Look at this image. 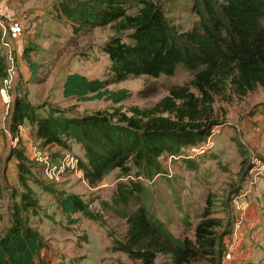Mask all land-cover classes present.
I'll return each mask as SVG.
<instances>
[{
	"label": "rangeland",
	"instance_id": "obj_1",
	"mask_svg": "<svg viewBox=\"0 0 264 264\" xmlns=\"http://www.w3.org/2000/svg\"><path fill=\"white\" fill-rule=\"evenodd\" d=\"M59 1L0 0L1 21L23 20L32 41H26L25 57H16L15 49L13 54L23 77L31 80L29 85L17 83L16 93L22 99L14 97L7 109L0 94V234L10 223L12 204L28 192L38 202L30 215L31 223L47 244L45 256L51 264H142L125 252L115 251V240H126L128 224L102 203L112 199L118 181L127 177L118 179V173L112 172L92 184L79 166L85 152L77 143L73 142L70 149L59 144L43 145L33 131L32 119L26 117L29 127L23 128L13 125V118L16 110L22 112L18 107L21 104H27L31 112L59 116L115 109L129 112L135 106L151 108L173 90L189 86L195 73L180 64L174 75H141L113 81L103 46L116 35L115 27L109 24L75 33L69 21L57 18ZM157 2L179 30L200 24L196 13L189 10L194 0ZM129 34H122L124 41H130ZM0 49L3 52L1 45ZM72 72L107 80L109 90L124 88L131 95L117 104L105 98L83 101L66 97L64 82ZM2 85L0 82V89ZM191 90L199 94L195 88ZM211 95L214 124L210 135L200 147L187 150L192 163L169 156L163 159L167 175H157L147 182L149 203L176 236L193 237V229L187 228L182 219L189 211L196 224L210 195L212 216L224 222L221 231L227 225L233 230L226 246L232 243L234 229L241 225L236 264H264V85L244 95L228 79L220 92L214 90ZM198 153L205 155L202 158ZM208 156L212 158L206 159ZM202 173L206 175L201 177ZM70 194L86 201L99 219L82 213L67 215L61 200ZM139 204L133 201L126 212ZM167 260L159 255L156 262Z\"/></svg>",
	"mask_w": 264,
	"mask_h": 264
},
{
	"label": "trees",
	"instance_id": "obj_2",
	"mask_svg": "<svg viewBox=\"0 0 264 264\" xmlns=\"http://www.w3.org/2000/svg\"><path fill=\"white\" fill-rule=\"evenodd\" d=\"M130 9L137 11L130 13ZM189 10L196 13L200 24L181 31L157 0H60L57 18L69 21L75 33L89 27H115L116 35L103 46L113 81L174 75L180 64L195 77L189 86L173 90L151 108L59 116L31 112L27 104H21L22 112L16 110L13 118V125L19 127L26 117L32 119L33 131L43 145L70 149L77 143L85 152L79 166L92 184L112 172L118 173V179L127 177L118 181L112 199L102 203L128 224L126 240L116 239L115 251L142 264H158L159 255L169 259L159 264H223L226 239L233 230L227 225L221 231L224 222L212 216L210 195L196 224L189 211L182 219L193 229V237L176 236L149 203L147 182L167 175L166 156L192 163L187 150L200 147L214 124L211 91L220 92L228 79L244 95L264 85V0H194ZM127 31L129 42L121 37ZM7 76L0 49V82ZM107 85V80L72 72L63 92L83 101L105 98L115 104L131 95L128 89L109 90ZM197 155L203 158L205 154ZM133 201H139V206L126 212ZM61 205L67 215L82 213L99 219L78 195L64 197ZM37 207V199L28 192L12 204L10 223L0 234V264H51L45 256L47 244L30 219Z\"/></svg>",
	"mask_w": 264,
	"mask_h": 264
},
{
	"label": "built area",
	"instance_id": "obj_3",
	"mask_svg": "<svg viewBox=\"0 0 264 264\" xmlns=\"http://www.w3.org/2000/svg\"><path fill=\"white\" fill-rule=\"evenodd\" d=\"M0 45L3 48V54L5 56L8 76L4 84L1 86L0 94L4 103L5 108L10 109L14 101V96L11 94L13 91L16 80L19 78V68L17 66L16 57L14 54V46L12 44L13 40H20L24 34L25 27L23 20L9 18L6 22H2L0 19ZM178 158V157H173ZM127 179V178H126ZM241 225L239 224L233 233L231 244H228L225 249L224 263L225 264H236L235 254L239 245H241V235L238 232ZM231 246V247H230Z\"/></svg>",
	"mask_w": 264,
	"mask_h": 264
},
{
	"label": "crops",
	"instance_id": "obj_4",
	"mask_svg": "<svg viewBox=\"0 0 264 264\" xmlns=\"http://www.w3.org/2000/svg\"><path fill=\"white\" fill-rule=\"evenodd\" d=\"M26 29V28H25ZM27 31L25 30L24 31V34L22 35V37H21V39L20 40H13L14 42H12V44H13V46H14V49H15V51H16V57H18V56H24L25 57V54H27V43H26V41L30 44V43H32V41L31 40H29L28 39V37H27ZM19 73H20V78L17 80V83L20 81V82H22V84L23 83H25L26 85H29V84H31L30 83V79H28V78H24L23 77V74H22V72L19 70ZM7 79H4L2 82H1V84H4V82L6 81ZM17 83L15 84V87H14V89H13V96L16 98V96H20L21 94H18V93H16V87H17ZM23 126H21V127H29L27 124H26V122L24 121L23 122V124H22ZM32 128H34V125H32Z\"/></svg>",
	"mask_w": 264,
	"mask_h": 264
}]
</instances>
